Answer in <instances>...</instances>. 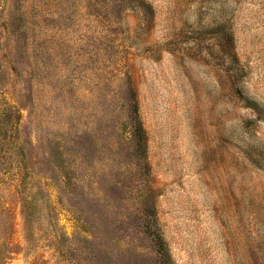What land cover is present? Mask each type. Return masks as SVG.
I'll return each instance as SVG.
<instances>
[{"label": "rangeland", "instance_id": "rangeland-1", "mask_svg": "<svg viewBox=\"0 0 264 264\" xmlns=\"http://www.w3.org/2000/svg\"><path fill=\"white\" fill-rule=\"evenodd\" d=\"M0 264H264V0H0Z\"/></svg>", "mask_w": 264, "mask_h": 264}]
</instances>
